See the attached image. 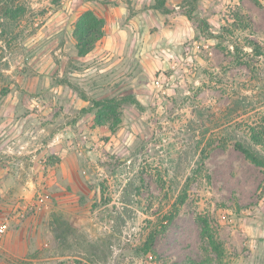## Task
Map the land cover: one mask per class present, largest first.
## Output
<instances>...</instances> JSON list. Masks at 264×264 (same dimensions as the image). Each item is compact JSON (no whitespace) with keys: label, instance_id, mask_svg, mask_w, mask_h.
Listing matches in <instances>:
<instances>
[{"label":"rangeland","instance_id":"374dc122","mask_svg":"<svg viewBox=\"0 0 264 264\" xmlns=\"http://www.w3.org/2000/svg\"><path fill=\"white\" fill-rule=\"evenodd\" d=\"M88 10L115 49L78 55ZM238 141L264 156V0H0V223L25 228L0 264L261 263L264 167ZM62 152L61 188L43 167Z\"/></svg>","mask_w":264,"mask_h":264},{"label":"trees","instance_id":"16d2710c","mask_svg":"<svg viewBox=\"0 0 264 264\" xmlns=\"http://www.w3.org/2000/svg\"><path fill=\"white\" fill-rule=\"evenodd\" d=\"M158 6L163 7L166 5V0H157ZM202 23V21H201ZM105 19L98 16L93 10L86 11L80 20L77 23V28L75 30V36L77 39L76 47L79 56L87 55L92 51L98 40L102 37L101 29H104ZM83 97H85L83 95ZM86 98V97H85ZM132 100L134 103L141 104L138 99L132 96L125 97V100ZM116 99H102V100H93V105L97 107H111ZM255 142H261L260 139H257L253 136ZM236 148L239 149L251 162L254 164L264 167V156L259 154L254 148L250 145L243 143L241 141L236 142ZM206 158L203 157V159ZM197 172L201 174V168L197 169ZM197 173V174H198ZM191 180L185 184L183 191L178 196V201L175 206L178 207L184 204L188 197V191L191 185ZM168 217L169 219L172 216ZM52 224L54 226V231L57 234V238L61 241V243L68 244L70 238L75 233V227L68 221L64 220L58 215L53 216ZM204 233L208 237L210 245L216 250V252L221 255L224 252L223 245L216 239L214 233L212 232V228L208 221L204 223ZM157 233L151 232L147 238V240L143 243L141 252L148 253L152 250L155 238Z\"/></svg>","mask_w":264,"mask_h":264},{"label":"crops","instance_id":"0c3cea01","mask_svg":"<svg viewBox=\"0 0 264 264\" xmlns=\"http://www.w3.org/2000/svg\"><path fill=\"white\" fill-rule=\"evenodd\" d=\"M172 6H175V5L168 3V7L169 8H171ZM175 7L178 9V11H179V9H183L181 5H177L176 4ZM175 13H176V11L173 10V12L171 14L172 18L175 17L176 19L179 20V22L185 23V24H188L190 22L189 18L187 17V15L185 13L180 12V11H179V13L178 12L176 14ZM105 17L107 18V16H105ZM109 22H110V19L107 18L106 27L109 26L108 25ZM180 27H181V29L184 28L183 26H180ZM115 43H116V41L114 39H112V38L107 39L106 36H103V38H101L99 40L98 45L89 53V55L93 54L94 56L95 55L97 56L99 54H102L105 50L115 49ZM112 54H114V53H111L110 55H112ZM62 157L63 158H62L61 162L59 164H57L55 167H53V168L52 167L51 168L47 167V169H46V165H45V167H43V171H44V168H45L46 178L48 179V182H50V183L57 182V184L61 188H62V184H61L60 180H62V178L63 179L66 178L67 172L68 173L70 172L69 169L67 170V162H66V160H69L71 158V154H69V152H62ZM30 185L31 186L33 185V181L32 182L30 181ZM31 192H32L31 190H27L26 196H30ZM9 225H10V227L8 226L9 230L7 232L8 237L15 236L16 238H18V237L24 236V234H25L24 233L25 232L24 229L25 228H23L22 226H17L18 225V221H10ZM11 246H13V245H11V244L8 245L7 242L0 244V255L4 254L3 259H4V257H6V253L11 250ZM253 246L254 245H252L251 248H254ZM260 258H261L262 262L261 263H257V264H264V254L263 253L260 254ZM0 260H2L1 257H0ZM246 264H253V262L247 261Z\"/></svg>","mask_w":264,"mask_h":264},{"label":"built area","instance_id":"2783aa9c","mask_svg":"<svg viewBox=\"0 0 264 264\" xmlns=\"http://www.w3.org/2000/svg\"><path fill=\"white\" fill-rule=\"evenodd\" d=\"M35 199L36 200L32 204V208H35L36 210H41L43 208V205L46 203V187L43 186L41 190L37 191ZM7 229L8 223H0V240L6 234Z\"/></svg>","mask_w":264,"mask_h":264}]
</instances>
